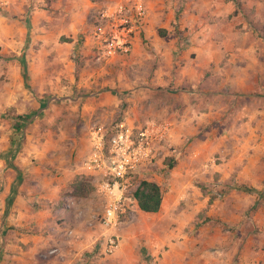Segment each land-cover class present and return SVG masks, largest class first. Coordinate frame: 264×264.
Returning <instances> with one entry per match:
<instances>
[{"label": "rangeland", "instance_id": "rangeland-1", "mask_svg": "<svg viewBox=\"0 0 264 264\" xmlns=\"http://www.w3.org/2000/svg\"><path fill=\"white\" fill-rule=\"evenodd\" d=\"M139 1L131 50L102 56ZM139 1L0 0V264L264 263V0ZM121 122L166 126L130 186L164 195L109 226L81 163Z\"/></svg>", "mask_w": 264, "mask_h": 264}, {"label": "built area", "instance_id": "built-area-1", "mask_svg": "<svg viewBox=\"0 0 264 264\" xmlns=\"http://www.w3.org/2000/svg\"><path fill=\"white\" fill-rule=\"evenodd\" d=\"M143 4L141 1L135 2L132 13L122 12L121 8L117 15L114 12L104 15H108V23L105 25L107 28L100 29L98 33L102 56L131 50L135 29L144 20L146 8ZM166 130L165 125L152 129L147 126L135 134L131 127L121 122L107 139L101 127L93 132L91 148L83 159L81 168L95 179H101L97 185L106 198L101 215L104 225H116L120 215L129 207L128 202L134 200L130 186L136 175L147 171L146 167L152 158L150 142L164 137ZM108 242L110 247L117 245L111 238Z\"/></svg>", "mask_w": 264, "mask_h": 264}, {"label": "trees", "instance_id": "trees-1", "mask_svg": "<svg viewBox=\"0 0 264 264\" xmlns=\"http://www.w3.org/2000/svg\"><path fill=\"white\" fill-rule=\"evenodd\" d=\"M168 165L173 167V160L170 159ZM163 195V189L152 179L140 180L133 192V198L138 208L148 213L157 212L159 210Z\"/></svg>", "mask_w": 264, "mask_h": 264}, {"label": "crops", "instance_id": "crops-1", "mask_svg": "<svg viewBox=\"0 0 264 264\" xmlns=\"http://www.w3.org/2000/svg\"><path fill=\"white\" fill-rule=\"evenodd\" d=\"M3 2L4 3H8L9 4V2H8V0H3ZM0 164H3V161L2 160H0ZM4 177L2 176V170L0 169V180H2L3 181V183L5 182L4 181V179H3ZM11 178V177H10ZM173 178V177H172ZM151 179V178H150ZM5 186H6V183H5ZM2 194H3V197L2 198H4V199H6L7 198V196H8V194L7 193H5V191L3 190V192H2ZM3 199V200H4ZM2 200V201H3ZM238 262H240V264H261L258 260H255V259H252V260H248L247 262L242 258V259H240V257H239V260H238ZM220 263V262H219ZM226 263H231V262H224V263H222V264H226ZM264 264V263H263Z\"/></svg>", "mask_w": 264, "mask_h": 264}]
</instances>
